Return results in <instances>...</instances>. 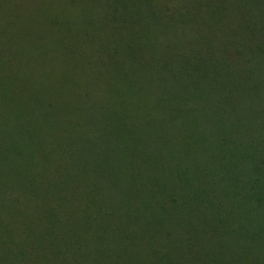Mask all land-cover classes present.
I'll return each mask as SVG.
<instances>
[{"label": "rangeland", "instance_id": "obj_1", "mask_svg": "<svg viewBox=\"0 0 264 264\" xmlns=\"http://www.w3.org/2000/svg\"><path fill=\"white\" fill-rule=\"evenodd\" d=\"M0 264H264V0H0Z\"/></svg>", "mask_w": 264, "mask_h": 264}, {"label": "trees", "instance_id": "obj_2", "mask_svg": "<svg viewBox=\"0 0 264 264\" xmlns=\"http://www.w3.org/2000/svg\"><path fill=\"white\" fill-rule=\"evenodd\" d=\"M249 147H252V146H248V152H247V154H248V159H251V163H254V166H255V161H253V158H254V154H253V151L251 150V148H249ZM257 170V172L258 171H260V169H258L257 167H255ZM260 195H262V194H259V196Z\"/></svg>", "mask_w": 264, "mask_h": 264}]
</instances>
